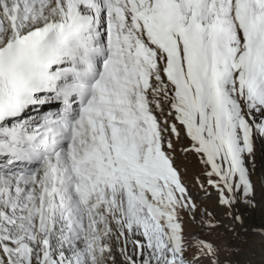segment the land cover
<instances>
[{
  "label": "snow or ice",
  "instance_id": "6c2138e0",
  "mask_svg": "<svg viewBox=\"0 0 264 264\" xmlns=\"http://www.w3.org/2000/svg\"><path fill=\"white\" fill-rule=\"evenodd\" d=\"M0 264H264V0H0Z\"/></svg>",
  "mask_w": 264,
  "mask_h": 264
}]
</instances>
